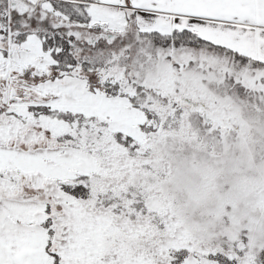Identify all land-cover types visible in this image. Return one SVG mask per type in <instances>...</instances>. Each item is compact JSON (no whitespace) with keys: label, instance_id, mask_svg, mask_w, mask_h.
Wrapping results in <instances>:
<instances>
[{"label":"snow or ice","instance_id":"obj_1","mask_svg":"<svg viewBox=\"0 0 264 264\" xmlns=\"http://www.w3.org/2000/svg\"><path fill=\"white\" fill-rule=\"evenodd\" d=\"M0 264H264V0H0Z\"/></svg>","mask_w":264,"mask_h":264}]
</instances>
